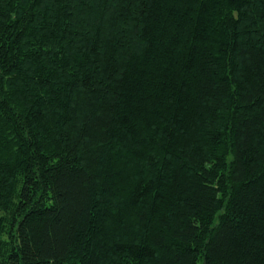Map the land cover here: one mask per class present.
Returning a JSON list of instances; mask_svg holds the SVG:
<instances>
[{
    "label": "trees",
    "instance_id": "16d2710c",
    "mask_svg": "<svg viewBox=\"0 0 264 264\" xmlns=\"http://www.w3.org/2000/svg\"><path fill=\"white\" fill-rule=\"evenodd\" d=\"M0 264H264V0H0Z\"/></svg>",
    "mask_w": 264,
    "mask_h": 264
}]
</instances>
